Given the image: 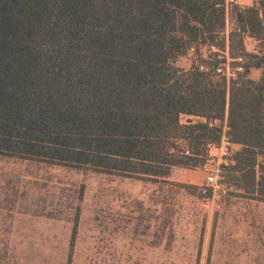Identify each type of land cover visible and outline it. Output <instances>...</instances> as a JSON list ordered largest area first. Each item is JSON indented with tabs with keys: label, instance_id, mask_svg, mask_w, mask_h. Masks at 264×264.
<instances>
[{
	"label": "trees",
	"instance_id": "trees-1",
	"mask_svg": "<svg viewBox=\"0 0 264 264\" xmlns=\"http://www.w3.org/2000/svg\"><path fill=\"white\" fill-rule=\"evenodd\" d=\"M233 12L229 52L247 60L227 82L176 66L224 33L226 0H0V155L161 178L191 160L201 167L222 139L214 122L227 118L242 150L226 179L264 195V76L248 77L264 67V0ZM245 34L261 55L245 51ZM180 139L186 160L168 146Z\"/></svg>",
	"mask_w": 264,
	"mask_h": 264
},
{
	"label": "rangeland",
	"instance_id": "rangeland-1",
	"mask_svg": "<svg viewBox=\"0 0 264 264\" xmlns=\"http://www.w3.org/2000/svg\"><path fill=\"white\" fill-rule=\"evenodd\" d=\"M235 6L224 33L206 42L227 46L239 28ZM208 58L203 47L176 66L189 70ZM190 120L198 119L181 116ZM215 124L224 129L227 118ZM168 146L186 160L184 140ZM206 159L150 179L0 155V264H264V199L228 177L207 184Z\"/></svg>",
	"mask_w": 264,
	"mask_h": 264
},
{
	"label": "built area",
	"instance_id": "built-area-1",
	"mask_svg": "<svg viewBox=\"0 0 264 264\" xmlns=\"http://www.w3.org/2000/svg\"><path fill=\"white\" fill-rule=\"evenodd\" d=\"M236 5L235 0H226V12L229 14L230 8ZM208 53L212 54V58H208V62L204 65H198L201 71L209 73L211 75L225 79L227 82L236 80L239 76L245 73L246 57L244 55L231 56L228 48L222 50L215 44H209L206 46ZM197 51V44H194L188 50V53L193 54ZM197 67V64H196ZM206 121V119H202ZM216 123V121L214 122ZM229 127L223 129V135L219 144H209L207 147V162L202 166L208 175L206 182L209 185H215L219 182L222 183L226 179L225 168L234 164V150L233 142L230 141L228 136ZM186 156L191 155L190 149L184 150ZM217 153L214 156V153ZM218 160H222L221 165L217 169L212 170L210 168L211 163Z\"/></svg>",
	"mask_w": 264,
	"mask_h": 264
},
{
	"label": "crops",
	"instance_id": "crops-1",
	"mask_svg": "<svg viewBox=\"0 0 264 264\" xmlns=\"http://www.w3.org/2000/svg\"><path fill=\"white\" fill-rule=\"evenodd\" d=\"M235 1H236V7H238L239 9L243 10V9H247V8L253 7L255 5V3L257 1H259V0H235ZM243 40H244L245 51L247 53L261 55V45H260V42L258 40H256L255 38L249 36L248 34L244 35V39ZM248 41H252V43H253L251 48H249L248 45H247ZM227 43H228V41H227ZM226 48H228V50H229V46L228 45L226 46ZM262 70H263V68H255V67H253L250 70V72L248 74V77L250 79L256 80V81L260 80L263 77V76H261V71ZM227 127H228V125H227ZM228 132H229V130H228ZM233 150H234V157H235V155L242 150V145H240L238 143H233ZM262 162H263V157L259 156L258 157V164H257V167H256L257 172H258L257 179H259V180H260L259 164H261ZM234 164H235V161H234ZM236 174L239 176V173H236ZM230 185L231 186L233 185L234 187H236L240 191H243V192L246 191L244 188H240V187L236 186L233 182H231ZM253 195L261 197L262 199H264V195H259L258 194V187L255 189V193Z\"/></svg>",
	"mask_w": 264,
	"mask_h": 264
}]
</instances>
